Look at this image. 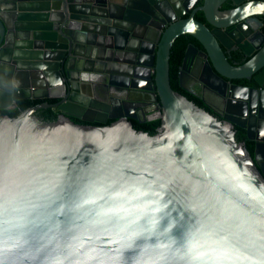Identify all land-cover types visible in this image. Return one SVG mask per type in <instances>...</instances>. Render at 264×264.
<instances>
[{
    "label": "water",
    "instance_id": "obj_1",
    "mask_svg": "<svg viewBox=\"0 0 264 264\" xmlns=\"http://www.w3.org/2000/svg\"><path fill=\"white\" fill-rule=\"evenodd\" d=\"M224 1L0 0V109L57 99L0 116V264H264V0ZM183 34L216 78L262 87H230L248 118L231 104L221 121L172 87ZM230 49L251 58L232 64ZM151 100L155 134L127 109ZM45 106L56 120L33 114Z\"/></svg>",
    "mask_w": 264,
    "mask_h": 264
},
{
    "label": "flooded vegetation",
    "instance_id": "obj_2",
    "mask_svg": "<svg viewBox=\"0 0 264 264\" xmlns=\"http://www.w3.org/2000/svg\"><path fill=\"white\" fill-rule=\"evenodd\" d=\"M202 4H203V0H191L190 6H193V10H194V9H198V7H201ZM220 8L222 10L232 9V8H234V3L231 0H226L220 5ZM190 12H187L184 15V17L185 18L188 17L190 15ZM195 18L197 20L203 22L207 27H209L211 29V26L205 20L202 11L197 10L195 12ZM260 29H261V35L259 36V40L262 41L264 38V19H261ZM183 35L185 36V38L189 39V42L186 45L184 55H183V59L179 65V70H178V85L181 89V93H183L186 96L190 95L191 97L196 98L198 101H200V103H201L200 105L202 108L209 111L211 114L216 116L219 120L225 121L226 120L225 116H227L229 114V113H227L226 109L228 106H230L232 104L233 98H232V91L230 89V87L232 85L239 84L242 86H251V87H255L259 90H262V87L259 86L253 79L244 78V79H237V80H229V79L220 80V79L216 78L209 71V67L207 66L206 60L203 56V52H202L203 49H202L200 42L190 34H183ZM225 35H226L225 37H226L228 46L231 48H235L237 43L243 42L242 37L236 36L233 32L228 31V32H226ZM246 46H247V43H246ZM186 53L188 55V60H187L186 64H184V58H185ZM227 55H228L229 61L235 65H242V64L246 63L247 61H249L251 58V56L240 55L238 52L232 51L231 49L227 50ZM191 61H192V65H191ZM181 74L183 75L182 80H181ZM205 80L208 81L209 83L215 84L216 87H218L220 89V94L216 95L212 90H210V88L205 86V84H204ZM180 83H182V85L184 87H181ZM256 94H258L259 96H261L264 99V93L263 92H260V93L256 92ZM23 100H35V99H23ZM41 100L42 101L39 104L30 106V107L40 106L43 104H45V105L53 104L57 101V99H51V98H41ZM204 100H206L207 102H210V104H212L214 106L216 111L213 110L208 105H206ZM20 101H22V100L17 101V105L14 108L0 109V110H6L10 113L13 110L19 109L20 108V106H19ZM232 105L234 107H236L241 112V114H244L243 118H248L249 113L251 111H253V112L256 111V107H253L250 111L247 110L248 105L246 106L245 103L244 104L234 103ZM30 107H28V108H30ZM48 108L56 109L58 111V113L60 114V111L56 107H48V106L38 108L33 114H35L39 118L44 119L42 117V112L44 110H47ZM161 108H162L161 103L158 100L148 101L144 105L138 106L137 108H135L136 110L132 109V107H130L129 105L127 106V109L132 114H135V116H136L135 119H130L132 121L134 127L136 125L143 126L148 121L160 119V118L150 119L149 117L153 116L155 114H159V112L161 111ZM25 109H27V108H25ZM25 109H23V110H25ZM5 115H9V114L6 113ZM71 118L72 119H78L75 117H71ZM79 120H81V119H79ZM109 121L112 122L113 120L108 119V122ZM108 122H107V124H108ZM240 122H243V121L240 120ZM85 123H88V122H85ZM95 123L102 124V123L97 122V121L93 122V124H95ZM234 130L236 131V135L237 134L242 135L241 133L243 131L245 133V130L242 129L241 127H238L237 125H235ZM245 140H249V139H247L246 135H245ZM249 141H251V140H249ZM251 142H252L253 151H254V143H253V141H251Z\"/></svg>",
    "mask_w": 264,
    "mask_h": 264
},
{
    "label": "trees",
    "instance_id": "obj_3",
    "mask_svg": "<svg viewBox=\"0 0 264 264\" xmlns=\"http://www.w3.org/2000/svg\"><path fill=\"white\" fill-rule=\"evenodd\" d=\"M188 42H189V39L185 38L184 35L177 37L176 40L174 41L172 48H171V54H170V81H171V85L176 91H178L180 93H181V89L178 85V70H179V65L183 59L184 51H185V48H186V45L188 44ZM186 97H188L190 100H192L193 102H195L197 105H199L201 107L200 101H198L196 98L191 97L190 95H188ZM41 101H42L41 99L22 100L19 102L20 103L19 109L13 110L10 113L6 110H0V116H3L7 113L10 116L15 117V116L19 115V113L23 109L28 108V107L33 106V105H36V104H39ZM58 116H59L58 111L56 109H53V108H48L47 110H44L42 112V117L44 118V120H47V121H54L57 119ZM73 120L76 123L86 124L84 121L79 120V119H73ZM109 123H111V122L109 121L108 124ZM95 124L98 125L99 123H95ZM160 125H161V119H155L152 121H148L143 126L136 125L135 128L137 130L146 131L150 134H155L157 132L158 128L160 127ZM241 134L242 135H239V134L236 135L237 140L238 141H245L247 148L251 151V153H253L252 142L249 140H245L244 131Z\"/></svg>",
    "mask_w": 264,
    "mask_h": 264
}]
</instances>
